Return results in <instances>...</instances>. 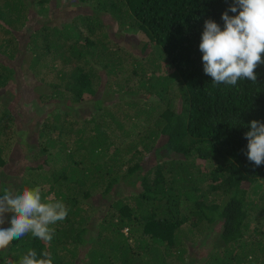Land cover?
I'll list each match as a JSON object with an SVG mask.
<instances>
[{
  "label": "trees",
  "instance_id": "1",
  "mask_svg": "<svg viewBox=\"0 0 264 264\" xmlns=\"http://www.w3.org/2000/svg\"><path fill=\"white\" fill-rule=\"evenodd\" d=\"M51 1L0 0V194L39 188L68 215L0 264L29 249L53 264H264V164L244 136L264 122V63L257 83L214 84L199 49L234 0H69L72 14ZM28 73L39 83L19 104L48 108L21 127L10 96Z\"/></svg>",
  "mask_w": 264,
  "mask_h": 264
},
{
  "label": "clouds",
  "instance_id": "2",
  "mask_svg": "<svg viewBox=\"0 0 264 264\" xmlns=\"http://www.w3.org/2000/svg\"><path fill=\"white\" fill-rule=\"evenodd\" d=\"M229 12L235 15H229ZM223 28L212 19L204 21L199 49L203 71L214 84L236 86L238 81L257 83L255 69L264 63V0H234L221 13ZM244 133L247 139V159L256 166L264 164V122L252 119ZM10 215V219H9ZM68 208L60 201L44 202L39 188H24L17 192L8 188L0 194V249L28 233L51 242L55 229L63 221ZM29 249L20 264H53L49 252Z\"/></svg>",
  "mask_w": 264,
  "mask_h": 264
},
{
  "label": "rangeland",
  "instance_id": "3",
  "mask_svg": "<svg viewBox=\"0 0 264 264\" xmlns=\"http://www.w3.org/2000/svg\"><path fill=\"white\" fill-rule=\"evenodd\" d=\"M50 6H52V8H53V12H55V13H57V12H61V11H63L65 8H71V14H72V12H74L75 11V8H76V6L74 5V4H71V1H69V0H58V3H56V0H52L51 1V5ZM82 9V8H80V7H77L76 9ZM59 12V13H60ZM68 15H70V13H68ZM60 17V19L62 20V19H64V16H59ZM114 29H117L116 27H114ZM112 31L113 30H111V33H112ZM129 39H131L130 41H128L129 43H126L128 46H130L131 47V53H132V55H135L136 57L137 56H140V53H139V46H138V43L140 42V40L139 39H137V38H135L134 36L132 37V36H130V38ZM145 63H147V61H145ZM160 66H162L161 68H163V66H164V63H162V64H160ZM41 70L43 69V68H40ZM147 72H149V70H150V67H147ZM22 71H24V72H27V71H29L28 69L26 70V67L25 68H22ZM147 74V73H146ZM28 75L29 76H27L26 78H24L25 80H24V83H23V86H22V88H20V90H17V91H15L14 93H13V95H11L10 96V99H11V103H12V108H13V112H14V115H15V117L17 118L15 121L19 124V126H24L25 125V123H26V120L28 119V117L30 116V120H29V122H28V124H27V126L31 123V124H35L36 123V121H37V118H38V116H40V114L44 111V108H45V110L48 108V106H46L45 104H43V103H37V105L39 106V108L37 107V110H36V112L33 114V110H34V107L35 106H24L23 104H19V103H22V102H24V99H25V95H24V97L22 96L21 98L18 96V93L19 94H21L22 95V93L23 94H30L31 92H32V89L31 88H33L34 86H35V84L38 82L39 83V81H38V78L36 77V75H33L32 73H28ZM136 78L137 77H135V79H134V81H136ZM137 83H135L134 85H136ZM15 85V84H14ZM14 85H13V87H14ZM12 86V85H11ZM14 89H15V87H14ZM25 89V90H24ZM16 90V89H15ZM139 92H140V94H142V98L140 99V100H142V102H144L146 99H153V100H157V96L154 94V93H152V94H149V95H146L145 96V94L146 93H148L147 92V90L145 89V87H141V88H139ZM144 93V94H143ZM114 97H112V101H117L119 98H118V96L116 95H113ZM12 98H14V100L12 101ZM116 99V100H115ZM159 104H161L162 106H164V103L163 102H160ZM39 109H40V111H39ZM144 124V123H143ZM142 125V124H141ZM145 126H141V128L140 129H143ZM134 128H137V125H134L133 126V129ZM135 130H137V129H135ZM259 202L261 203L262 202V200H259ZM263 221H264V218H263ZM264 223V222H263ZM252 224L254 225V223L252 222ZM261 229H262V234H258L257 235V237L255 236L254 238H256V239H258V238H261L262 240H264V235H263V232H264V225L262 226V224H261ZM213 234H215V231L214 232H212V234H211V236L213 237ZM209 234H207V235H202V236H200V235H198V238H196L194 241H200L202 238L204 239V241L207 243V244H209L210 245V242L211 241H213L214 239L211 237ZM196 245V243L195 242H189V245L188 246H190V250H192V255H193V253H195L194 251H195V249H196V247L197 246H195ZM212 248V247H211ZM264 254V253H263Z\"/></svg>",
  "mask_w": 264,
  "mask_h": 264
}]
</instances>
